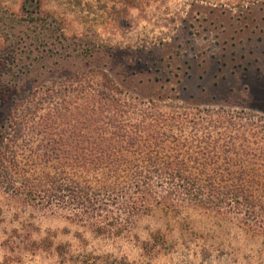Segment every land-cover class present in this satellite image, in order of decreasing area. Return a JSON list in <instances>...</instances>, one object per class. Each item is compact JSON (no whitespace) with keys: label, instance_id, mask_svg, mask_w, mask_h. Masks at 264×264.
Masks as SVG:
<instances>
[{"label":"rangeland","instance_id":"rangeland-1","mask_svg":"<svg viewBox=\"0 0 264 264\" xmlns=\"http://www.w3.org/2000/svg\"><path fill=\"white\" fill-rule=\"evenodd\" d=\"M91 83L138 105L125 118L264 119V0H0V131L10 112L46 115ZM40 129L25 132L10 175L52 167L46 146L35 149ZM4 178L0 264H264V232L240 215L150 199L130 217L109 202L99 222L74 206L32 203Z\"/></svg>","mask_w":264,"mask_h":264},{"label":"trees","instance_id":"trees-1","mask_svg":"<svg viewBox=\"0 0 264 264\" xmlns=\"http://www.w3.org/2000/svg\"><path fill=\"white\" fill-rule=\"evenodd\" d=\"M89 87L92 91L76 89L80 94L72 104L62 101L46 115L27 118L16 108L8 114L0 131V173L7 189H27L32 203L74 206L99 222L111 211L109 202L130 217L145 212L150 199L172 207L190 200L240 215L247 226L264 232V119L125 118L138 105L121 97L120 88ZM186 124L193 128L190 136L175 132ZM36 125L42 138L35 149L46 146L44 162L53 168L32 167V175L12 176L7 169L20 162L19 144H29L25 132ZM199 131H206L203 138ZM68 169L91 172L97 182L70 181Z\"/></svg>","mask_w":264,"mask_h":264}]
</instances>
